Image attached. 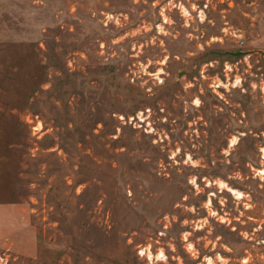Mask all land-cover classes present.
Returning a JSON list of instances; mask_svg holds the SVG:
<instances>
[{
  "label": "rangeland",
  "instance_id": "374dc122",
  "mask_svg": "<svg viewBox=\"0 0 264 264\" xmlns=\"http://www.w3.org/2000/svg\"><path fill=\"white\" fill-rule=\"evenodd\" d=\"M0 264H264V0H0Z\"/></svg>",
  "mask_w": 264,
  "mask_h": 264
}]
</instances>
